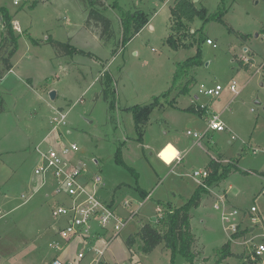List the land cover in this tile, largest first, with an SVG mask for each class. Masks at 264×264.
<instances>
[{
    "label": "rangeland",
    "instance_id": "obj_1",
    "mask_svg": "<svg viewBox=\"0 0 264 264\" xmlns=\"http://www.w3.org/2000/svg\"><path fill=\"white\" fill-rule=\"evenodd\" d=\"M101 1L105 5L102 13L111 22L109 40L86 29V0H19L18 5L0 0V17L5 11L12 27L17 23L20 29L13 28L18 36L17 51L10 61L13 72L0 79V264H51L55 256L49 244L60 241L53 228L63 223L52 216L59 198L53 194V180L35 176L34 169L39 163L36 148L56 142L51 124L56 111L67 112V124L58 130L62 143H75L82 159L98 158L106 185L102 198L113 202L121 217L128 216L124 207L128 203L129 210L138 213L109 243L100 264H169L170 254H162L163 244L161 251L143 254L137 245L128 250L125 241L142 225L153 224L167 205L181 207L196 189L193 172L204 170L220 156L222 165L214 162L232 171L225 180L208 186L200 206L190 211L196 237L193 249L199 254L196 264L215 263L229 240L234 257L221 264H243L257 245L264 244V0H190L208 15L225 9L224 24L212 20L203 24L196 19L188 26L190 33L202 28V65L184 66L174 87L177 64L193 57L197 46V34L186 41L193 42L189 50H172L165 43L174 0ZM136 11L148 23L122 47V19ZM4 29L0 28V46ZM49 38L84 53L64 56L48 43ZM207 39L217 47L207 45ZM4 53L7 50L2 49L0 58ZM243 58L248 59L246 66ZM108 78L112 109L103 94ZM233 81L237 95L228 91ZM199 83L223 88L218 98L201 101L209 112L220 115L227 130L191 144L194 139L185 132H202L204 117L172 110L169 99L182 96L187 87L180 102L189 103ZM50 92L56 93L53 101ZM166 92L169 95L162 97ZM154 98L162 106L150 114L148 127L154 140L162 141L167 133L180 139L185 149L184 161L174 168L159 164L155 154L151 156L153 151L143 148L142 140L144 146L150 142L143 137L146 131L133 128L132 116L124 110L148 105ZM168 147L175 155L165 161L160 154ZM165 148L159 157L171 164L176 150L170 144ZM117 151L124 165L116 163ZM223 203L246 213L237 230L245 233L237 240L225 231L221 209H214ZM251 207L256 212L249 214ZM78 249L74 247L72 254ZM95 257L93 253L81 264ZM173 264L186 263L176 254Z\"/></svg>",
    "mask_w": 264,
    "mask_h": 264
},
{
    "label": "built area",
    "instance_id": "obj_2",
    "mask_svg": "<svg viewBox=\"0 0 264 264\" xmlns=\"http://www.w3.org/2000/svg\"><path fill=\"white\" fill-rule=\"evenodd\" d=\"M18 3L19 0H13L14 5ZM13 26L15 31L20 32L17 23ZM0 28H4L2 17H0ZM206 44L213 48L217 47L210 39L206 40ZM243 61L244 64H248V59L243 58ZM222 90L223 88L218 84H197L195 92L190 97V106L196 111L207 114L206 125L205 130L200 133L188 130L187 137L199 141L210 132L220 133L226 130L220 115L213 111L209 112L208 106L201 101L204 97L209 100L218 98ZM228 91L238 94L234 81L228 86ZM66 117L67 112H55L51 120L52 132L57 136L55 144L45 149L36 148L39 163L34 169V175L42 180L46 177L53 180V194L59 198V202L52 209V216L63 223L62 227L53 228L54 234L60 241L49 244V248L55 254L51 264H81L93 253L97 254V258H93L89 264H100L109 243L120 234L127 221L138 213L136 210H129L128 203L124 205L125 209H128V216L121 217L113 202L107 203L102 198L106 185L98 168V160L82 159L78 155L79 148L75 143L68 145L62 143L58 130L66 126ZM92 166L94 170L91 169ZM207 176L208 171L205 169L192 174L198 186L203 184ZM214 209L217 211L221 209L220 220L224 224L225 231L237 233L238 221L245 218L246 213L231 208L226 203L221 206L216 204ZM255 212L256 209L251 207L249 214ZM252 223H255L254 219ZM74 247L79 249L72 254ZM263 256L264 244H259L252 250L250 259H262Z\"/></svg>",
    "mask_w": 264,
    "mask_h": 264
},
{
    "label": "trees",
    "instance_id": "obj_3",
    "mask_svg": "<svg viewBox=\"0 0 264 264\" xmlns=\"http://www.w3.org/2000/svg\"><path fill=\"white\" fill-rule=\"evenodd\" d=\"M164 3L166 0H158ZM225 0H222L223 3ZM85 9L87 11V19L85 27L87 30L93 32L100 39L109 40L112 38L113 32L111 30V22L103 15L102 11L105 10V5L101 0H86ZM225 15V9L220 8L214 15H208L205 8L197 9L196 6L189 0H174L173 6L169 8V35L165 39V43L172 50L179 49H191L193 42L189 41L190 38H194L197 34L195 46V55L188 58L183 64L178 63L176 72L173 76L172 87H174L180 78L182 77V71L184 66L202 65L200 59V44L204 37L202 28L198 31L190 33L188 26L192 24L196 19H199L205 24L207 21H217L223 23V16ZM2 21L4 22L5 34L1 42L0 52L2 49L7 50V53L1 56L0 64V79L12 69L11 59L17 51L18 36L13 32L11 25V18L9 15L2 11ZM148 23L143 13L136 11L131 16H126L122 19V36L120 44L123 47L127 44L136 34H138L144 26ZM232 31L230 28L228 29ZM48 43L62 55H74L76 53H84L81 50H77L69 43H61L52 39L47 40ZM35 43V42H34ZM247 64H244L246 66ZM246 68V67H245ZM247 69V68H246ZM110 79L106 81V85L103 90L104 99L109 102V108H113L112 92L109 88ZM187 93V87H185L180 95ZM169 94L163 93L162 97H166ZM158 98L143 106H134L125 109L130 113L133 119L135 128L144 127L151 112L158 106ZM196 115H200L202 111H196L193 107H189L184 110ZM115 161L117 164L124 165L120 152L117 151L115 155ZM232 167L218 165L211 160L206 167L208 176L205 178L202 185L196 187L193 195L186 201L181 207L174 208L170 205L157 216L156 221L146 223L142 225L134 235H130L125 245L128 250L131 251L134 245H137V249L143 253H151L156 247L163 244L164 248L170 253V263L173 264V258L176 254H180L186 264H196V260L199 254L194 251L193 247L196 243V237L191 231V217L190 211L197 209L201 204L202 195L207 192V187L214 183H218L227 178L228 174L232 171ZM236 171V170H234ZM264 177V173L262 174ZM144 198L146 197L143 195ZM245 232L234 233L231 235V240H237L244 235ZM227 257H234L230 251V240L223 245L220 251V258L213 264H221V262ZM238 258V256H237ZM243 264H262L261 259H250V255L246 256Z\"/></svg>",
    "mask_w": 264,
    "mask_h": 264
},
{
    "label": "crops",
    "instance_id": "obj_4",
    "mask_svg": "<svg viewBox=\"0 0 264 264\" xmlns=\"http://www.w3.org/2000/svg\"><path fill=\"white\" fill-rule=\"evenodd\" d=\"M190 1V0H189ZM12 64V63H11ZM13 69H14V65L12 64V69L8 72V74L9 73H12L13 72ZM6 75H7V73L4 75L5 77H6ZM181 97H185V95H182V96H180V97H178V96H174L173 98H170L169 100L171 101V105H172V110H174V111H176V112H180V113H184V114H188V113H190V112H185L184 110H186V109H188L189 107H190V97L191 96H189V103L188 102H186L185 104H183V105H181V102H180V98ZM158 108L159 107H162V106H157ZM156 107V108H157ZM127 109V108H126ZM125 110V109H124ZM123 111V110H122ZM198 116H203L204 117V123H206V118H207V114L206 113H204V112H202V113H200V115H198ZM202 117V118H203ZM191 118H189V119H187V121H189ZM161 120H163V119H161ZM164 122V124L165 125H167L166 123H165V121H163ZM149 123H150V116H149V120H148V122H147V124L144 126V127H142L143 128V130H145L146 131V134H144L143 135V137L144 138H146V137H148V140H150V142H149V144L148 145H145L144 146V144H143V140H142V146H143V148L144 147H146V148H149V149H151L153 152H151V156H153L154 154H155V157H156V159H158V163L159 164H161V165H163L164 167H167V168H174L175 166H178L179 164H181L183 161H184V155H185V149H184V146H183V144H181V142H180V139H178V138H176V137H173V136H169L167 133H165V139H163L162 141H158V140H154V136H152V130H149L150 129V127H148V125H149ZM194 123V122H193ZM224 124V123H223ZM206 125V124H205ZM225 125V124H224ZM226 127V126H225ZM133 128H134V124H133ZM204 130H205V128H204ZM203 130V131H204ZM227 130V129H226ZM225 130V131H226ZM202 131V132H203ZM224 131V132H225ZM187 132V131H186ZM186 132H185V136H186ZM215 132H210V133H208V134H206L205 135V137L203 138V139H201V140H199V141H196V140H194L191 144H194V143H197V144H199V143H201V141L202 140H204L205 138H208L209 136L208 135H210L211 137H213V135L212 134H214ZM150 137V138H149ZM187 137V136H186ZM143 138V139H144ZM172 145L174 148H175V150H176V156H175V159L173 160V162L171 163V164H167L166 162H164L160 157H159V153L167 146V145ZM100 158V157H99ZM98 159V158H97ZM96 159V160H97ZM101 159V158H100ZM213 160H215V161H217L218 163H220L221 165H222V162H223V160H222V156H220V159L218 160L217 158L216 159H213ZM205 170H206V168H205ZM197 186H198V184H197ZM196 186V187H197ZM142 194L143 195H145L146 197L145 198H148L149 197V195H146L147 193L146 192H142ZM157 249H159L160 250V246H158V247H156L153 251H155V250H157ZM161 251V250H160ZM167 252H168V250H166V249H163V251H162V254H164L165 253V255L167 254ZM169 253V252H168ZM170 254V253H169ZM250 254H251V252H250ZM249 254V255H250ZM248 256V255H247Z\"/></svg>",
    "mask_w": 264,
    "mask_h": 264
},
{
    "label": "clouds",
    "instance_id": "obj_5",
    "mask_svg": "<svg viewBox=\"0 0 264 264\" xmlns=\"http://www.w3.org/2000/svg\"><path fill=\"white\" fill-rule=\"evenodd\" d=\"M161 157L165 160V161H169L171 159V157L173 155H175V153H173L172 149L170 147L165 148L162 152H161Z\"/></svg>",
    "mask_w": 264,
    "mask_h": 264
},
{
    "label": "water",
    "instance_id": "obj_6",
    "mask_svg": "<svg viewBox=\"0 0 264 264\" xmlns=\"http://www.w3.org/2000/svg\"><path fill=\"white\" fill-rule=\"evenodd\" d=\"M50 100H55L56 99V93L55 92H50L49 94Z\"/></svg>",
    "mask_w": 264,
    "mask_h": 264
}]
</instances>
